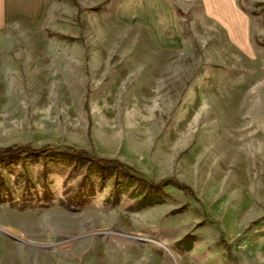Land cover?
Wrapping results in <instances>:
<instances>
[{"label":"rangeland","instance_id":"rangeland-1","mask_svg":"<svg viewBox=\"0 0 264 264\" xmlns=\"http://www.w3.org/2000/svg\"><path fill=\"white\" fill-rule=\"evenodd\" d=\"M239 4L245 50L196 3L165 48L109 1L0 30V149L57 148L0 158V264H264V0Z\"/></svg>","mask_w":264,"mask_h":264},{"label":"crops","instance_id":"crops-1","mask_svg":"<svg viewBox=\"0 0 264 264\" xmlns=\"http://www.w3.org/2000/svg\"><path fill=\"white\" fill-rule=\"evenodd\" d=\"M91 3V0H82ZM109 1L116 21L144 28L156 43L169 45L183 37L179 11L195 6L201 14L226 33L228 41L245 50L251 40L252 19L239 0H95ZM48 0H0V30L11 24H42ZM200 14L195 13L194 16ZM165 48V46L163 47Z\"/></svg>","mask_w":264,"mask_h":264},{"label":"trees","instance_id":"trees-1","mask_svg":"<svg viewBox=\"0 0 264 264\" xmlns=\"http://www.w3.org/2000/svg\"><path fill=\"white\" fill-rule=\"evenodd\" d=\"M56 150H57V148H53L50 146L35 148V147L29 146V145H23V146L12 145V146H8L6 148L0 149V158L13 157V156L23 154V153L31 154V155H37V154L46 153V152H55ZM66 152L70 153L73 156L87 159V160L93 162L95 165L102 167V168L118 169V170H120L126 174L136 172V170L133 169V167H131L125 163H122L119 160H112V159H105V158L96 157L94 155H91L86 150H72V151H66ZM180 186L182 189L189 191L190 194L194 193L193 190L189 186H187L185 184H180Z\"/></svg>","mask_w":264,"mask_h":264}]
</instances>
